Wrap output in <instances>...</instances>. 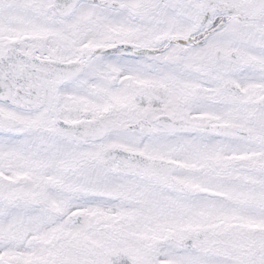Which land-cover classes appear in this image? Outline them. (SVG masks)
Segmentation results:
<instances>
[{"label":"snow or ice","instance_id":"obj_1","mask_svg":"<svg viewBox=\"0 0 264 264\" xmlns=\"http://www.w3.org/2000/svg\"><path fill=\"white\" fill-rule=\"evenodd\" d=\"M0 264H264V0H0Z\"/></svg>","mask_w":264,"mask_h":264}]
</instances>
